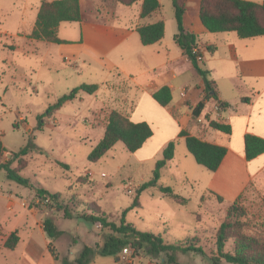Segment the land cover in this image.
<instances>
[{
  "label": "rangeland",
  "instance_id": "rangeland-1",
  "mask_svg": "<svg viewBox=\"0 0 264 264\" xmlns=\"http://www.w3.org/2000/svg\"><path fill=\"white\" fill-rule=\"evenodd\" d=\"M27 2L30 10L22 13ZM102 2L95 8L100 16L118 4L116 0ZM37 3L38 0H0V140L5 148L0 162L9 161L11 153L29 149L28 155L14 160L11 167L36 186L59 194L61 204L74 217L89 213L78 206L77 201L94 203L117 224L122 213L130 208L125 219L139 231L160 234L171 242L191 239L207 256L179 253L176 254L179 264H213L210 258L217 254L216 233L232 201L223 199L220 203L207 191L209 172L195 163L183 140L174 138V158L161 171L158 185L143 191L138 197V206L131 208L137 190L153 178L155 164L162 158L160 142L171 136L172 122L161 109L147 106L144 118L155 135L141 153L130 154L122 143H117L100 160L89 162L88 155L102 138L109 114L117 111L130 118L133 106L123 100V94L132 90L130 81L117 73L110 77L87 71L73 74L76 64L70 59L58 61L45 47L46 42L40 44L28 39L36 20ZM86 3L84 16L89 17L93 11L92 3ZM171 16V4L167 6L164 3L165 39L170 44L174 43L173 37L178 32L175 19L173 26L170 24ZM64 25L68 24L61 26V36L64 31L69 33L64 29L68 26ZM215 46L218 52L214 58L211 59L212 55L206 52L204 60L211 67L234 72L233 61L219 60L224 46L220 43ZM173 47L178 53L179 48ZM83 84H97L100 91L96 96L80 93L59 112L62 116H56L58 110L49 117H43L40 130L39 120L47 108L58 97ZM179 85L173 91L174 103L179 101ZM224 91L227 92L226 88ZM227 96L230 102H234L233 95ZM169 112L176 120L180 119L175 110L169 108ZM189 117L190 126H205V123L193 119L191 112ZM160 186L170 187L180 200L174 203L170 196L161 194ZM263 195L264 188L259 182L251 183L238 202V207L244 209L245 214L236 219L240 233L259 241H264ZM48 217L53 218L57 228L63 231V235L54 242L59 255L58 264L64 258L69 264H74L85 245L101 242L106 232L99 225H89L83 220L64 219L63 212L50 209L32 190L7 180L0 170V235L2 232H18L22 241L32 236L42 244L35 221L42 223ZM232 249L233 239H230L224 251L232 252ZM98 259L115 264L113 257ZM119 259L124 264H167L164 255L150 259L140 253L130 259L121 253ZM54 261L47 253L41 264H53ZM0 264L35 263L26 257L24 244L20 242L14 250H5L0 255Z\"/></svg>",
  "mask_w": 264,
  "mask_h": 264
},
{
  "label": "crops",
  "instance_id": "crops-1",
  "mask_svg": "<svg viewBox=\"0 0 264 264\" xmlns=\"http://www.w3.org/2000/svg\"><path fill=\"white\" fill-rule=\"evenodd\" d=\"M53 1L55 0H38L36 15L42 2ZM158 1L160 8L156 12L149 17L140 18L141 1L132 6L118 3L106 9L100 16L95 8L98 4H103L102 0H79L82 21L61 23L57 34L65 44L55 45L46 42L45 47L50 53L52 52L56 60L68 58L76 64L73 74L87 71L100 76L106 74L110 77L112 73H117L120 77L128 79L132 90L123 94V100L124 103L133 106L130 112V121L134 123L146 122L144 118L146 107L155 106L161 109L172 122L173 132L171 136L160 142L159 150L164 149L167 143L176 138L181 130L188 131L203 142L226 148V156L217 171L209 172L207 181L209 193L221 197L222 200L233 202L246 187L255 181L264 188V154L247 161L244 153V136L246 134L264 139V36L240 39L234 32L211 34L205 30L199 19L201 0L184 1V30L196 37V45L202 58L201 68L209 72L208 79L214 83L217 93V100H205L204 109L196 118L198 123H205V126L195 125L192 127L189 114L205 97L204 83L202 77L196 73L191 62L175 42L174 37V43L171 44L165 39L166 20L163 18V6L164 3L167 6L170 4L172 6V0ZM245 1L257 4L264 2V0ZM86 2L92 3L93 11L90 12L89 17L84 16L83 6L87 4ZM29 10L30 3L27 2L23 6L22 13ZM173 20L174 12L173 17L171 16L169 19L172 26ZM158 22H163L165 25L163 39L154 45L142 46L136 29ZM63 24H68L64 25L68 26L64 29H68L69 33L64 31L61 36L60 28ZM35 42L42 44L43 41ZM218 43L224 46V52L219 56V60L233 61L234 72L221 71L209 66L204 60L206 52L212 55L211 59L214 58L218 52L215 45ZM173 46L179 48L178 53ZM208 47L212 50L208 51ZM213 51L215 52L213 53ZM44 57H47V52ZM189 71L192 74H189ZM232 73H234V77ZM107 81L110 80L105 82ZM178 84H180L177 88L179 101L174 103L173 91ZM100 86L94 96L100 91ZM164 86L170 89L172 96V101L167 108L160 107L152 98V94ZM223 88H226L227 94ZM227 95H233L234 102H230ZM222 103H226L228 108L221 109L219 105ZM66 104L60 108L56 116L60 115L59 112ZM169 108L177 112L180 116L179 120L170 115ZM210 121L230 126V134L211 129L208 126ZM152 131L153 136L137 152L141 153L153 140L155 134L153 129ZM35 223L45 248L32 236L22 241L17 232L18 244L20 242L24 244V254L35 264H41L43 258L49 253L47 246L51 243L57 259H59L54 243L56 240L46 237L42 230V223L37 220ZM8 235L4 232L0 235V255L6 250L3 244ZM95 244L96 242L93 245L85 246L93 247ZM98 258L106 257L95 254L89 264H109V261H97L102 260ZM113 258L115 264H124L119 258ZM57 261L55 260L53 264H58ZM63 261L67 260L64 258ZM63 261L60 264H63Z\"/></svg>",
  "mask_w": 264,
  "mask_h": 264
},
{
  "label": "trees",
  "instance_id": "trees-1",
  "mask_svg": "<svg viewBox=\"0 0 264 264\" xmlns=\"http://www.w3.org/2000/svg\"><path fill=\"white\" fill-rule=\"evenodd\" d=\"M141 1L140 18L149 17L160 8L158 0H116L117 3L124 6H132ZM185 0H172L174 19L177 25V34L174 36L175 42L182 49L183 54L191 62L192 67L198 75L202 77L204 83L205 97L192 109V118L199 117L204 109L205 100H217L215 85L209 81V72L202 69L200 62L192 54V48L196 45V37L187 33L183 27V15L185 13ZM199 19L205 30L211 34L234 32L240 39H250L264 36V2L257 4L245 0H201L199 7ZM82 14L79 0H55L53 2H42L34 27L28 36V39L34 41H43L55 45L65 44L58 38V27L65 22H81ZM165 25L158 22L152 25L139 27L136 32L139 36L142 46H151L160 42L164 37ZM208 51H211L209 47ZM98 91L95 84H83L72 89L69 93L58 97L54 104L50 105L44 115L39 120V129L43 127L42 118L49 117L56 113L60 108L77 98L80 93L94 95ZM153 100L162 108H167L171 101V91L164 86L152 94ZM221 109L228 108L226 103L219 105ZM208 126L218 132L230 134V126L219 124L214 121L208 122ZM153 136L152 127L146 122L134 123L122 116L117 111L109 114L107 124L102 138L88 155L89 162H96L108 153L117 143H122L127 152L136 153ZM177 139L184 141L188 154L194 159L195 163L208 172L214 173L219 168L222 160L226 156L227 149L224 147L212 145L203 142L192 136L188 131L181 130L177 134ZM5 153V148L0 140V160ZM29 149H23L18 154L11 153V158L7 162H0V170L5 173L7 180L13 181L20 186L32 190L35 196L55 209L63 212V218L71 220H83L89 225H99L105 230L102 241L95 246H85L74 264H89L92 257L97 254L101 257L119 258L122 250L130 248L133 251V258L140 253L150 259L158 258L164 255L167 264H179L176 254L194 253L207 258L200 247H196L191 239L182 241H167L160 234L152 232L139 231L133 224L128 223L125 216L128 212L125 210L117 223L110 221L109 217L103 213L94 203H84L77 201L78 206L84 207L88 215L71 214V211L64 207L60 202L59 194H52L39 185H35L29 179L23 177L19 172L11 167V163L18 158L25 157ZM244 153L247 161L264 154V139L246 134L244 136ZM175 155L174 140L167 143L162 150V158L155 164L153 178L150 182L142 185L136 192V196L131 208L138 206L139 195L148 188H154L158 185L161 171L167 167ZM64 166V165H63ZM251 186V184L249 185ZM247 188V187H246ZM245 191V190H244ZM244 191L234 200L227 209V215L224 222L220 225L216 233V256L210 258L213 264H264V241L248 237L236 228L237 217L245 214L244 209L238 207V202ZM159 192L170 196L172 200H180V196L175 195L173 190L167 186H160ZM214 195V194H213ZM218 202H223L222 198L214 195ZM71 199V201H73ZM264 206V195L261 199ZM42 230L50 240H57L63 235V231L57 228L53 218H45L42 222ZM233 239L232 252H225L227 242ZM19 241L17 232L10 233L4 241L3 247L6 250H14ZM48 252L57 260V255L52 244L47 246ZM63 264H69L63 261Z\"/></svg>",
  "mask_w": 264,
  "mask_h": 264
},
{
  "label": "built area",
  "instance_id": "built-area-1",
  "mask_svg": "<svg viewBox=\"0 0 264 264\" xmlns=\"http://www.w3.org/2000/svg\"><path fill=\"white\" fill-rule=\"evenodd\" d=\"M200 51H199V49H198V47L197 46H195V47H193L192 48V54L193 55H195V58H196V60L198 61V62H200L201 61V54L199 53ZM181 96H183V94H181ZM218 108V107H217ZM122 253L124 254V255H126V256H128L130 259H133V251H132V249H130V248H125V249H123L122 250ZM126 257H124V259H125ZM128 264V263H127Z\"/></svg>",
  "mask_w": 264,
  "mask_h": 264
}]
</instances>
